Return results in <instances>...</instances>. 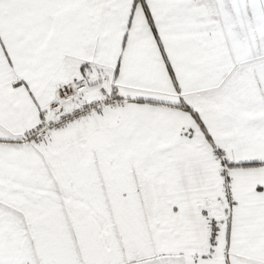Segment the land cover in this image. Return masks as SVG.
Wrapping results in <instances>:
<instances>
[{"label": "snow or ice", "instance_id": "snow-or-ice-1", "mask_svg": "<svg viewBox=\"0 0 264 264\" xmlns=\"http://www.w3.org/2000/svg\"><path fill=\"white\" fill-rule=\"evenodd\" d=\"M0 264H264V0H0Z\"/></svg>", "mask_w": 264, "mask_h": 264}]
</instances>
